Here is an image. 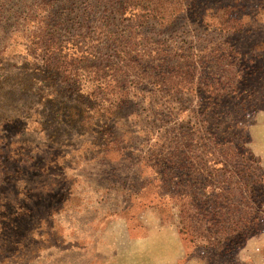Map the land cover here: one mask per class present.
Listing matches in <instances>:
<instances>
[{
  "label": "rangeland",
  "instance_id": "1",
  "mask_svg": "<svg viewBox=\"0 0 264 264\" xmlns=\"http://www.w3.org/2000/svg\"><path fill=\"white\" fill-rule=\"evenodd\" d=\"M40 1L0 0L10 46L0 44V264H132L118 260L142 255L145 264H264V0H195L196 16L147 27L163 49L145 69L194 84H138L127 124L110 123L115 141L99 134L100 147L65 117L73 101L64 93L53 102L37 93L38 51L12 30ZM54 1L65 46L75 12ZM158 186L191 195L190 212L153 197Z\"/></svg>",
  "mask_w": 264,
  "mask_h": 264
},
{
  "label": "trees",
  "instance_id": "2",
  "mask_svg": "<svg viewBox=\"0 0 264 264\" xmlns=\"http://www.w3.org/2000/svg\"><path fill=\"white\" fill-rule=\"evenodd\" d=\"M51 1L45 4L41 0L36 5L26 6L23 10L26 14L20 19L22 24H18L20 27L12 31H18L29 45L34 44L35 50L29 52L36 54L38 51V58L34 61L41 65V68H36L40 70L41 77V86L37 87L40 99L53 102L64 93L66 100L69 98L73 101L63 114L72 122H78L84 128V134L95 136L90 142L92 147H100L96 139L103 136L99 134H114L112 125L121 129V126L127 124L126 119L129 117L124 108L129 98L138 89H142L138 84L166 86L168 91L176 90L185 83L194 84L179 71L173 70V73L162 77L147 71L144 66L145 62L154 59L152 57L159 58L163 49L160 45L162 39L153 41L146 34V28H162L173 24L179 17L186 18L187 14L188 18L196 16L198 11L191 5L195 0H82L81 5L77 0H65L69 4L70 13L75 12L68 26L70 34L65 42L68 46H62L58 40L61 28L60 23L52 24L55 12L51 9ZM206 1L201 0L200 5ZM96 9H101L100 14L91 20L89 10ZM204 17L201 15L196 18L202 22ZM14 23H18V20ZM220 24L222 29L232 27L226 19ZM4 29L0 27V44L3 41L4 47L9 48ZM152 43L158 46L151 50L148 47ZM55 44L59 45V52L63 48L67 49L65 55L61 56L63 59L55 57L59 54L54 52L57 50ZM152 52H155L154 56ZM76 60H79V65ZM57 78L64 81L63 92L51 88V81ZM22 90L33 94L28 88ZM126 133L130 135L131 132L123 130L121 135ZM113 137L110 136L115 141ZM157 188V194L153 193V197L159 200L163 197L181 200L182 204L188 205V209H183V212H190L194 200L191 195H164L160 192V186ZM187 219L189 216L182 213L181 229H185Z\"/></svg>",
  "mask_w": 264,
  "mask_h": 264
},
{
  "label": "crops",
  "instance_id": "3",
  "mask_svg": "<svg viewBox=\"0 0 264 264\" xmlns=\"http://www.w3.org/2000/svg\"><path fill=\"white\" fill-rule=\"evenodd\" d=\"M118 262H132V264H145V262H150L147 258H144L143 255L140 258H136L135 260H131L130 258H126L124 260H118ZM130 264V263H128ZM157 264H160V262H158ZM164 264H166V262H164Z\"/></svg>",
  "mask_w": 264,
  "mask_h": 264
}]
</instances>
